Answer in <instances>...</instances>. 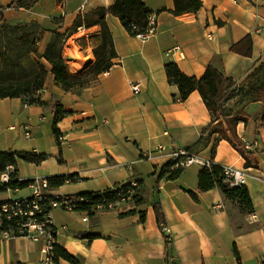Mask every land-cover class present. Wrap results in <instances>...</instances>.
<instances>
[{"label":"crops","instance_id":"0c3cea01","mask_svg":"<svg viewBox=\"0 0 264 264\" xmlns=\"http://www.w3.org/2000/svg\"><path fill=\"white\" fill-rule=\"evenodd\" d=\"M113 1L0 0V23L37 22L39 54L54 33L68 34L63 56L69 72L79 73L95 59L97 40L88 36L100 26L75 30L74 23L79 15ZM143 1L155 17L156 34L146 39L131 35L118 17L108 14L113 65L85 85L63 89L50 64L39 58L47 70L39 92L42 104H26L21 97L0 99V151L39 156L37 162L17 160L14 170L20 181L66 177L49 188L51 195L74 197L143 180L138 204L130 200L122 208L93 214L50 209L56 245L80 264H239L235 249L241 264H264V101H251L242 85L264 62V0H201L198 10L178 15L172 12L173 0ZM247 35L251 56L231 51V45ZM81 38L79 45L76 40ZM169 62L194 77H201L212 63L234 80L226 92V107L229 116L239 112L246 117L235 131L248 150H256L248 155L250 163L245 164L229 141L214 145L217 133L193 153L244 170L252 212L241 211L217 188L200 192L199 164L183 167L174 179H168V173L159 177L171 153L192 147L211 121L197 90L185 100L177 99V85L165 70ZM129 82H139L140 91L134 93ZM56 103L65 112L59 120ZM23 190L28 194L18 195ZM30 194L27 187L7 188L0 190V201ZM155 203L170 228L169 242L157 221ZM43 243L42 237L35 241L25 236L0 243V264H39ZM57 264L72 263L59 258Z\"/></svg>","mask_w":264,"mask_h":264},{"label":"trees","instance_id":"16d2710c","mask_svg":"<svg viewBox=\"0 0 264 264\" xmlns=\"http://www.w3.org/2000/svg\"><path fill=\"white\" fill-rule=\"evenodd\" d=\"M173 1L174 9L172 12L176 15L194 12L201 6V0ZM108 14L118 17L126 30L134 36L146 29L148 17L151 15L143 0H114L109 7H99L79 15L74 23L75 30L78 27L100 26L98 33H92L88 36L97 40V44L93 46L95 59L85 70L79 73L69 72L63 56V47L68 34L54 33L47 42L43 53L39 54L37 48L41 30L37 22L13 25L3 20L0 23V99L21 97L26 104H42L39 92L43 87L47 70L39 58L45 59L50 64V71L55 82L65 90L83 86L91 77L107 71L113 65L112 59L116 55L113 38L106 22ZM83 39H77L76 42L81 45ZM230 49L235 53L250 57L252 54L251 37L249 35L245 36L239 42L232 44ZM165 70L169 81L177 85V99L185 100L192 91L197 90L211 115V121L203 129L201 136L192 147L186 149L188 153L194 154L195 147L205 145L211 136L217 133L218 136L214 145L221 139L229 141L245 158V164L248 165L250 163L248 155L253 154L256 150H248V147L239 140L235 131L237 123L246 121V117L239 112L234 116H229V110L226 107V92L235 84L234 80L224 75L222 70L212 63L206 67L201 77L184 74L174 62L167 63ZM242 85L247 87L246 94L250 95L249 99L251 101H264V62L245 78ZM55 107L57 109L56 120H59L65 112L61 110L59 104L56 103ZM260 122L264 126V115L261 116ZM54 133L57 139L60 140L61 135L56 126L54 127ZM212 153L214 154V148ZM18 159L37 162L39 156L14 151H0V173L8 165L15 167ZM172 165L173 161L166 163L160 169L159 177H165L168 173V179L176 178L183 168L176 167L166 171V168ZM65 179L66 177L63 176L48 178V186L49 188L59 186ZM30 180L20 181L16 179L0 186V190L7 188L24 189ZM132 181H135L137 185L131 188L133 193L130 200L138 204L143 200V180L135 179ZM132 181L107 188L101 192H85L74 196L82 200L75 203L73 210L93 214L100 205L118 199L126 192L128 187H131ZM214 188L219 189L225 199L237 202L241 211L252 212L253 203L247 187L244 185L240 187L230 186L228 181L224 179L223 167L211 162L209 166L203 165L198 172V190L202 192ZM191 196L197 199L195 193L191 192ZM50 209L48 205H44L43 214L49 212ZM153 209L160 225L164 221L161 207L158 203H155ZM50 227L54 230L52 225ZM234 252L238 263L241 264L237 250L235 249ZM55 253L57 262L59 258H63L72 264H80L74 256L57 245H55Z\"/></svg>","mask_w":264,"mask_h":264},{"label":"built area","instance_id":"2783aa9c","mask_svg":"<svg viewBox=\"0 0 264 264\" xmlns=\"http://www.w3.org/2000/svg\"><path fill=\"white\" fill-rule=\"evenodd\" d=\"M157 32V24L155 17H148V24L144 31L136 34L141 39H146ZM129 85L134 93L140 91L139 82H129ZM30 133L26 131L28 136ZM171 161L173 165L166 168L169 171L176 167H186L191 164H199L201 166H209L211 160L202 159L196 154H189L186 149H178L171 153ZM224 179L228 181L230 186L240 187L245 184L246 173L244 170L234 166H223ZM15 170L12 165H8L5 170L0 173V186L16 180ZM131 187L126 189L118 199L100 205L98 209H119L125 206L130 201L133 190L136 187V182H131ZM31 194L25 197H18L0 201V243H3L16 236L29 237L32 240L38 241L41 237L44 238V243L40 249L39 264H57L55 253L54 230L51 229V219L49 212L43 214L44 205L50 208L61 207L66 210H73L75 203L81 201V198L69 196L51 195L48 186V177H35L30 180L27 185ZM122 190L120 189V192ZM254 219V215H252ZM86 219V217H85ZM161 231L164 233L167 242L171 237L170 228L164 221L160 223ZM46 255H53V262H46ZM173 259V258H172Z\"/></svg>","mask_w":264,"mask_h":264},{"label":"bare ground","instance_id":"6f19581e","mask_svg":"<svg viewBox=\"0 0 264 264\" xmlns=\"http://www.w3.org/2000/svg\"><path fill=\"white\" fill-rule=\"evenodd\" d=\"M46 262H53V255H46Z\"/></svg>","mask_w":264,"mask_h":264},{"label":"rangeland","instance_id":"374dc122","mask_svg":"<svg viewBox=\"0 0 264 264\" xmlns=\"http://www.w3.org/2000/svg\"><path fill=\"white\" fill-rule=\"evenodd\" d=\"M77 52H79V51H77ZM70 53V52H69ZM77 56V55H76ZM18 193H16V195H17ZM26 194H28V191L26 190H23V191H21V192H19V194L18 195H26Z\"/></svg>","mask_w":264,"mask_h":264}]
</instances>
